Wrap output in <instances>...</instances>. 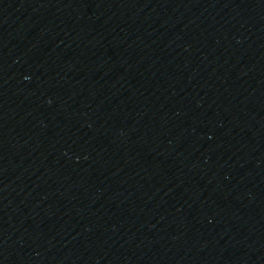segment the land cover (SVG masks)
I'll use <instances>...</instances> for the list:
<instances>
[{"label":"water","instance_id":"water-1","mask_svg":"<svg viewBox=\"0 0 264 264\" xmlns=\"http://www.w3.org/2000/svg\"><path fill=\"white\" fill-rule=\"evenodd\" d=\"M16 0H0V153L7 110Z\"/></svg>","mask_w":264,"mask_h":264}]
</instances>
